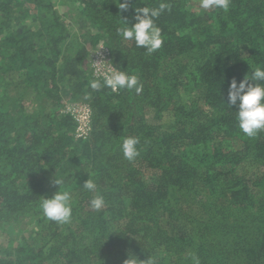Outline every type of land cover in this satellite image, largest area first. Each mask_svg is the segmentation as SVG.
Instances as JSON below:
<instances>
[{
    "label": "trees",
    "instance_id": "obj_1",
    "mask_svg": "<svg viewBox=\"0 0 264 264\" xmlns=\"http://www.w3.org/2000/svg\"><path fill=\"white\" fill-rule=\"evenodd\" d=\"M64 1L69 23L56 0H0V232L30 226L18 245L0 246V264H124L129 253L155 264H193V254L200 264H264V130L243 134L227 104L231 80L264 66V0H231L227 12L132 0L170 5L151 54L117 33L122 19L135 22L131 6ZM72 25L81 34L64 52ZM98 45L138 76L140 94L90 89L85 61ZM66 101L91 108L84 140L62 114ZM128 136L140 140L132 161L120 147ZM89 176L100 211L82 188ZM53 178L71 193L68 223L40 208L58 190Z\"/></svg>",
    "mask_w": 264,
    "mask_h": 264
},
{
    "label": "clouds",
    "instance_id": "obj_2",
    "mask_svg": "<svg viewBox=\"0 0 264 264\" xmlns=\"http://www.w3.org/2000/svg\"><path fill=\"white\" fill-rule=\"evenodd\" d=\"M231 0H199V6L208 10L216 8L228 11ZM131 10L134 13V23L122 19V26L117 33L125 41H134L137 48H143L151 54L162 46V29L157 26L156 19L166 10L170 11L168 3L161 2L158 7H136L132 0H118V8L121 12ZM100 63V62H99ZM88 86L93 91L107 88L112 92L119 90H135L136 94L143 91L137 75L129 74L127 71L112 67L104 72L97 71L94 78L90 79ZM227 104L236 108V119L239 129L248 137H255L259 131L264 130V66L258 65L251 70V74L245 75L239 82L233 78L227 92ZM140 140L138 137H124L121 142V151L125 159L132 161L140 155L137 147ZM53 185L58 190L51 198L42 197L40 208L43 215L51 221L68 223L72 218V196L63 188L64 180L53 178ZM83 189L95 195L89 201L90 207L100 211L105 207V198L97 191V184L91 176L82 186ZM193 264H200L199 258L192 255ZM124 264H155V260L147 256L146 260H140L137 256L129 253Z\"/></svg>",
    "mask_w": 264,
    "mask_h": 264
},
{
    "label": "built area",
    "instance_id": "obj_3",
    "mask_svg": "<svg viewBox=\"0 0 264 264\" xmlns=\"http://www.w3.org/2000/svg\"><path fill=\"white\" fill-rule=\"evenodd\" d=\"M100 62V63H99ZM89 67L94 77L97 71L104 72L112 68L110 52L103 45H99L90 51ZM62 114L73 118L76 125L74 131L75 140H84L91 129V108L84 102L65 103Z\"/></svg>",
    "mask_w": 264,
    "mask_h": 264
},
{
    "label": "rangeland",
    "instance_id": "obj_4",
    "mask_svg": "<svg viewBox=\"0 0 264 264\" xmlns=\"http://www.w3.org/2000/svg\"><path fill=\"white\" fill-rule=\"evenodd\" d=\"M60 3V0H56V9L57 11L59 12L60 16H61V19L65 22V23H69V21H71L68 17V3L67 1H64L63 4L62 1ZM195 5L196 6H199V0H197L195 2ZM70 15V14H69ZM71 17V16H70ZM73 17V16H72ZM81 34V30L78 28V26L76 25H72L69 27V35H70V39L67 40L66 44L68 45H65V49H64V52L67 51V47L66 46H71L73 45V43L75 42V39L78 38ZM89 46V45H88ZM99 46V45H98ZM97 46V47H98ZM73 50V49H71ZM88 64V68L90 69L89 67V58L87 61ZM65 96V95H64ZM63 96V97H64ZM66 100V99H65ZM66 103H70L68 101H66ZM64 104L63 103V108H64ZM63 110V109H62ZM247 169H250L252 170L253 167L252 165H247ZM30 228L29 225H21L20 227H18L17 229H14L12 232L10 233H5V232H0V246H4V247H8V246H15V245H18L19 242L26 237L27 235V231L28 229Z\"/></svg>",
    "mask_w": 264,
    "mask_h": 264
}]
</instances>
